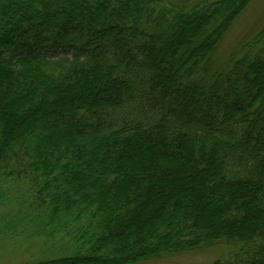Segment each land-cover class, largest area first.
Wrapping results in <instances>:
<instances>
[{
  "label": "trees",
  "instance_id": "1",
  "mask_svg": "<svg viewBox=\"0 0 264 264\" xmlns=\"http://www.w3.org/2000/svg\"><path fill=\"white\" fill-rule=\"evenodd\" d=\"M250 1L0 0V239L35 247L21 264L215 245L264 264V29L217 52Z\"/></svg>",
  "mask_w": 264,
  "mask_h": 264
},
{
  "label": "rangeland",
  "instance_id": "2",
  "mask_svg": "<svg viewBox=\"0 0 264 264\" xmlns=\"http://www.w3.org/2000/svg\"><path fill=\"white\" fill-rule=\"evenodd\" d=\"M195 2L198 0H185ZM227 27L221 39L217 52L222 57L229 56L234 48L247 37L254 35L264 29V0H251L247 7L242 10ZM50 55L56 57L62 52ZM15 245L6 239H0V264H21L27 260L37 259L32 257L35 247H28L26 242ZM224 248L215 245L214 248H194L174 254H165L162 258H151L139 261L136 264H212L221 254Z\"/></svg>",
  "mask_w": 264,
  "mask_h": 264
}]
</instances>
